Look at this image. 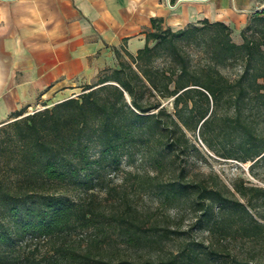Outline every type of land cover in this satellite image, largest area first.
Masks as SVG:
<instances>
[{
    "label": "trees",
    "instance_id": "trees-1",
    "mask_svg": "<svg viewBox=\"0 0 264 264\" xmlns=\"http://www.w3.org/2000/svg\"><path fill=\"white\" fill-rule=\"evenodd\" d=\"M159 22L135 54L114 49L116 67L77 96L0 124V264H264V187L187 178L195 131L219 158L264 165V38L243 28L235 44L220 22L175 31ZM232 63L240 71L230 79L221 70ZM122 160L147 170L133 173L134 195L188 203L205 236L186 243L154 223L142 231L123 190L100 218L101 175ZM171 235L179 244L165 255L128 253Z\"/></svg>",
    "mask_w": 264,
    "mask_h": 264
},
{
    "label": "crops",
    "instance_id": "crops-1",
    "mask_svg": "<svg viewBox=\"0 0 264 264\" xmlns=\"http://www.w3.org/2000/svg\"><path fill=\"white\" fill-rule=\"evenodd\" d=\"M264 0H0V124L49 107L135 54L151 20L173 31L206 20L239 32Z\"/></svg>",
    "mask_w": 264,
    "mask_h": 264
},
{
    "label": "rangeland",
    "instance_id": "rangeland-1",
    "mask_svg": "<svg viewBox=\"0 0 264 264\" xmlns=\"http://www.w3.org/2000/svg\"><path fill=\"white\" fill-rule=\"evenodd\" d=\"M261 10L258 13V18H255V26L253 25L249 29L244 28V35L253 41H262L264 38V14H261ZM243 30V29H242ZM231 41L235 44H240L242 39L240 34H230ZM264 49V46H262ZM185 52L194 58L202 59L204 53L196 48L185 47ZM227 77L232 79L240 71V66L236 63L227 65L221 70ZM81 93V89L76 94H72L68 98H72ZM166 107L170 110V104L165 103ZM52 106V105H51ZM50 107V106H49ZM45 108L42 106L26 109L25 114H29ZM191 143L199 151V155H190L187 159V178L189 182L196 180H204L218 177L220 182L230 188L231 183L237 179H241L247 185H256L264 187V165H257L250 168L252 162L247 161L241 163L233 159H223L217 157L212 151L207 149L202 140L199 137L197 131L194 133H187ZM147 171L145 167L135 164L131 166L126 163V160H122L120 168L117 170H108L101 175V189L105 192H101L99 197L102 199L103 205L106 207L104 215H100V218L109 217V205L114 203L118 198V193L122 190L128 195L129 203L134 207L136 211V220L141 225L142 231L148 233L149 227L154 223L159 227H168L169 230L177 229L180 239H184L186 243L194 242L198 238L204 237L205 234H201L196 230L193 225L195 222V214L188 208V203L180 202L178 204H164L160 205L159 201L151 194L146 192L134 195L132 193L134 189L133 173H142ZM132 173V174H129ZM98 189V188H95ZM75 193L71 192V195ZM264 215V206L260 211ZM145 233V234H146ZM174 235H171L170 240L159 244H147L137 249L136 251L129 249L130 253L134 257H156L157 255H165L168 250L175 249L179 242L174 240ZM44 250L43 246H39L38 253L41 255Z\"/></svg>",
    "mask_w": 264,
    "mask_h": 264
}]
</instances>
